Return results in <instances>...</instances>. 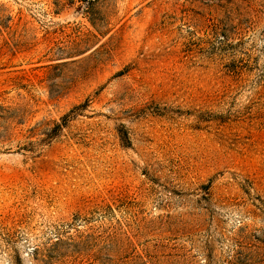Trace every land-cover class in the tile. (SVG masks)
Returning a JSON list of instances; mask_svg holds the SVG:
<instances>
[{"label":"rangeland","instance_id":"obj_1","mask_svg":"<svg viewBox=\"0 0 264 264\" xmlns=\"http://www.w3.org/2000/svg\"><path fill=\"white\" fill-rule=\"evenodd\" d=\"M0 264H264V0H0Z\"/></svg>","mask_w":264,"mask_h":264}]
</instances>
